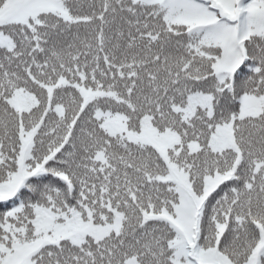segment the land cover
Segmentation results:
<instances>
[{"label":"snow or ice","instance_id":"6c2138e0","mask_svg":"<svg viewBox=\"0 0 264 264\" xmlns=\"http://www.w3.org/2000/svg\"><path fill=\"white\" fill-rule=\"evenodd\" d=\"M0 264H264V0H0Z\"/></svg>","mask_w":264,"mask_h":264}]
</instances>
